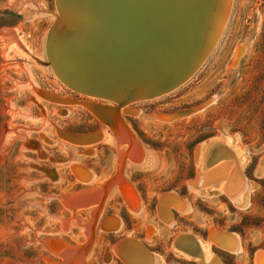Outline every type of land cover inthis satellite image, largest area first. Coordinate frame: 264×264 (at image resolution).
Wrapping results in <instances>:
<instances>
[{
  "label": "rangeland",
  "instance_id": "1",
  "mask_svg": "<svg viewBox=\"0 0 264 264\" xmlns=\"http://www.w3.org/2000/svg\"><path fill=\"white\" fill-rule=\"evenodd\" d=\"M229 6L200 68L176 90L129 103L128 112L118 109L122 130L117 118L106 125L93 111L117 105L76 92L55 75L46 56L60 18L55 0H0V264H68L62 246L54 252L49 241L71 250L88 245L82 264H126L114 250L125 238L156 254V264H200L177 253L174 241L185 233L206 240L211 229L238 240L234 252L208 243L219 264H258L264 256V0H230ZM5 30L13 40L3 37ZM204 103L189 116L167 118ZM124 128L136 152L116 135ZM61 132L101 138L81 146ZM227 136L245 151L240 167L231 159L245 188L241 205L224 192L195 191L203 160L215 163L233 151L224 141L199 162L198 148ZM93 190L102 192L99 203L69 206V198ZM165 193L181 197L184 209L160 214ZM106 219L116 221L104 228Z\"/></svg>",
  "mask_w": 264,
  "mask_h": 264
},
{
  "label": "water",
  "instance_id": "2",
  "mask_svg": "<svg viewBox=\"0 0 264 264\" xmlns=\"http://www.w3.org/2000/svg\"><path fill=\"white\" fill-rule=\"evenodd\" d=\"M80 2L81 5L87 3L88 10L94 13L101 23L99 38L90 57L114 65H126L130 69L159 57V61L139 67L136 71L122 68L106 69L107 74L117 80L110 84L98 82L99 89L94 95L119 101L123 105L131 101L155 99L182 86L200 68L216 41L218 0H80ZM55 4L57 8L58 0H55ZM199 18L201 21L203 18L207 21L204 23L206 35L200 45L193 49L189 47L190 44L184 37L189 32L190 25ZM118 24L121 25L119 32ZM211 34L214 36L212 37ZM50 37L49 34L47 40ZM48 98L60 101L56 97ZM207 103L194 110L167 118L189 116L206 107ZM101 109L108 110L107 107ZM93 111L107 125V120L103 118L105 115L101 116L95 109ZM65 133H60L62 138H68ZM95 133L82 135L92 138ZM71 135L76 142L91 140V138L85 140V136ZM211 147L214 148L215 145ZM171 201H175L176 207H174L179 209L184 200L175 193L163 194L158 202L159 213L166 209ZM168 202L169 204L166 205ZM233 235L211 229L207 239L203 240L185 233L175 239L174 249L183 256L197 260L200 264H207L201 242L213 243L223 250L233 252L236 249L235 245L238 246V241ZM130 248L137 251V254L131 253ZM114 250L126 264L140 263V258L149 259L147 264L157 262L156 254L149 252L142 244L131 238H125L115 246ZM212 259L215 260V255Z\"/></svg>",
  "mask_w": 264,
  "mask_h": 264
},
{
  "label": "bare ground",
  "instance_id": "3",
  "mask_svg": "<svg viewBox=\"0 0 264 264\" xmlns=\"http://www.w3.org/2000/svg\"><path fill=\"white\" fill-rule=\"evenodd\" d=\"M86 4L83 3L82 4L83 6H82L80 0H58L57 7L60 13V18L58 19L59 23L56 24L54 28L52 27L53 29L49 33L51 37L47 40V55L52 64L55 75L64 85L92 99H95V98L104 99L112 103L111 104L112 106H114V104L117 105L113 109L108 108L107 111L102 110L101 109L102 107H95L93 109H95L98 113H100L101 116L102 114H104L105 116H103V118L105 119L112 121L111 119L117 118L118 121H120L117 116L118 115L117 110L121 108L122 110H126L128 112L127 110L128 104L132 103L133 101L123 105L119 101L98 97L97 95H94V94L97 93L99 89L97 86L98 82H101V83L107 82V84L108 83L110 84L117 80L115 77L113 78L109 74H107L106 69L118 70L122 68L123 70H129L130 68H128L126 65L124 66L114 65V64L102 62L99 59L90 57V55L93 52V48L96 46L98 38H99V26H100L99 24L101 23L99 22L98 17H96L94 13H91L88 10V7L86 6ZM229 4H230V0H218L217 2L218 6L216 9L217 10L216 19L218 22V26H217V33L215 31L216 40L226 20L228 10L230 7ZM203 21H201L199 18L197 21L191 24L189 32L186 33L184 37L185 40H188V43L190 44L189 46L190 48H193V49L197 48L200 45L199 43L202 42L203 37H205L204 35H206V32H204L206 25L204 23H206L207 21H205L204 18H203ZM118 25H119V28H118V32H119L121 25L120 24ZM213 36L214 34L212 35V37ZM3 37H5L7 41L13 40L12 32L9 30L7 31L5 30ZM146 48H148V46ZM129 50L134 51V49H131V48H129ZM157 61H159V57L154 58L150 61H147L143 63L141 66H133L134 69L131 68L130 70L136 71L139 67L141 68V67L150 65L152 63H155ZM104 75L107 79L104 78ZM137 101H143V99L137 100ZM118 123L119 125L117 127H120L123 130L121 121ZM120 134H121L120 136L118 134L116 135L122 139L121 142H128L129 144L128 149L133 150L132 152H136L137 144L134 142V139L131 136V134L127 130H125V133L122 132ZM65 135L68 136V138L65 137L64 139H66L72 144H77L81 146L89 145L90 143L96 142L100 138V134L98 136V133L92 135L93 139L90 136L79 135L82 137L85 136L84 138L85 140L86 138H91V140L89 141L83 140L81 142L80 141L76 142L75 140L72 139L73 135H67V134ZM215 139L216 140H213L210 143H206L205 145H201L198 148V152H197L198 161L200 157L204 158L206 156V153L209 152L208 148L212 144L218 145V146L219 145L226 146V143H224V141H227L233 147L232 148L233 151L230 152L227 149V151H225L227 153L224 156L228 158H220L215 163H210L206 165L203 163L204 162L203 160L202 165L204 167L202 166L203 173H202V179H200V181L201 180L202 181L198 187L197 185H198L199 180L195 182L197 183V185L195 186L196 187L195 191L197 194L204 196V197L212 193L224 192L228 194V196L232 200H234L238 205L244 204L246 202L245 188L243 187L240 181L241 174L238 172H235L233 169L237 166L240 167V165H242L245 162L246 160L245 151L238 144V141L232 139V137L230 136H227L225 138L223 137V138H215ZM231 153H233L232 156H230ZM234 157H235V161L237 162H236V166L233 168V162L231 159ZM260 168H261V171L264 172V163L263 165H261ZM73 169L77 177L79 178V181H81L82 183H86L87 180L82 178V173H81L83 171L82 168L74 166ZM120 183H122V181H120ZM123 189L126 195H128L129 197V200H128L129 206L130 205L135 206L136 198L134 194L132 193V191L126 186H123ZM81 196L82 197H80L78 202L82 203V205H85L86 203L90 201L94 202L95 198L99 199V200L97 199L96 201V203H99L100 200L102 199V192L99 191L97 193H90V194H88L87 192H82ZM171 202L170 204L169 202L166 203V205L167 204L169 205L166 207V209L164 208L160 212V214L172 215V212L170 209L171 207H174L176 204H174L175 201H171ZM73 205L76 208L78 206L76 204H73ZM184 205H185V202L183 201V204L180 205L181 207L178 209V211H182L185 207ZM115 221H116L115 219H111L107 221V223L105 222L103 227L104 228L109 227L110 224L112 223L114 224ZM112 230L115 231L114 228ZM88 232L90 236V232H91L90 228H88ZM233 236L236 238L235 235ZM57 245H59L60 247L62 246L61 252L64 258L69 259L68 264H71V263L82 264L83 263V257L86 251L88 250V247H87L88 245L87 246L85 245L79 249L71 250L70 248L66 247L65 244L63 243L49 241V248L54 252L56 251L58 247ZM201 246L204 250L205 262H207V264H219L216 260L212 259L214 254L210 250L211 248L209 247V245L205 242H201ZM236 246L237 244L235 245V248L237 249L238 246L237 247ZM130 252L133 254H137L136 253L137 251H135L132 248H130ZM180 254L182 255V253ZM126 261L129 262L128 260ZM159 261L160 260L158 258L157 263ZM139 262L140 263H137V264H147L149 263V259L140 258ZM257 263L264 264V256L263 258L257 257Z\"/></svg>",
  "mask_w": 264,
  "mask_h": 264
},
{
  "label": "crops",
  "instance_id": "4",
  "mask_svg": "<svg viewBox=\"0 0 264 264\" xmlns=\"http://www.w3.org/2000/svg\"><path fill=\"white\" fill-rule=\"evenodd\" d=\"M97 192H99V191H98V190L87 191L88 194H90V193H97ZM79 194H80V195H79ZM79 194H76L75 196H72L73 198H71V199L69 198V199H68V201H69V206H72L73 204H76V205H79V204H80L78 201H79L80 197H82V196H81V193H79ZM74 199H75V201H74ZM97 199H98V198H95V199H94V202H96ZM98 200H99V199H98ZM109 218H111V217H109ZM107 219H108V218H107ZM107 219H106L104 222H106ZM104 222H103V223H104Z\"/></svg>",
  "mask_w": 264,
  "mask_h": 264
},
{
  "label": "flooded vegetation",
  "instance_id": "5",
  "mask_svg": "<svg viewBox=\"0 0 264 264\" xmlns=\"http://www.w3.org/2000/svg\"><path fill=\"white\" fill-rule=\"evenodd\" d=\"M172 214H173V212H172Z\"/></svg>",
  "mask_w": 264,
  "mask_h": 264
}]
</instances>
